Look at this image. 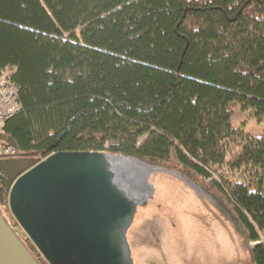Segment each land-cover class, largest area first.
Wrapping results in <instances>:
<instances>
[{"label":"trees","instance_id":"1","mask_svg":"<svg viewBox=\"0 0 264 264\" xmlns=\"http://www.w3.org/2000/svg\"><path fill=\"white\" fill-rule=\"evenodd\" d=\"M0 71L21 104L0 134L15 150L0 155V214L38 264L9 194L57 152L179 173L264 264V0H0Z\"/></svg>","mask_w":264,"mask_h":264},{"label":"water","instance_id":"2","mask_svg":"<svg viewBox=\"0 0 264 264\" xmlns=\"http://www.w3.org/2000/svg\"><path fill=\"white\" fill-rule=\"evenodd\" d=\"M153 171L215 200L179 173L134 157L57 152L15 180L9 208L49 264H134L128 231L138 208L153 197ZM0 264H38L1 214Z\"/></svg>","mask_w":264,"mask_h":264},{"label":"rangeland","instance_id":"3","mask_svg":"<svg viewBox=\"0 0 264 264\" xmlns=\"http://www.w3.org/2000/svg\"><path fill=\"white\" fill-rule=\"evenodd\" d=\"M150 182L153 197L128 231L134 264H252L250 242L212 193L204 188L215 200L164 171Z\"/></svg>","mask_w":264,"mask_h":264},{"label":"built area","instance_id":"4","mask_svg":"<svg viewBox=\"0 0 264 264\" xmlns=\"http://www.w3.org/2000/svg\"><path fill=\"white\" fill-rule=\"evenodd\" d=\"M21 109L19 90L11 79V73L0 71V134L6 122ZM15 150L0 138V155H13Z\"/></svg>","mask_w":264,"mask_h":264},{"label":"bare ground","instance_id":"5","mask_svg":"<svg viewBox=\"0 0 264 264\" xmlns=\"http://www.w3.org/2000/svg\"><path fill=\"white\" fill-rule=\"evenodd\" d=\"M153 172H154V171H153ZM153 172H152V173H153Z\"/></svg>","mask_w":264,"mask_h":264}]
</instances>
